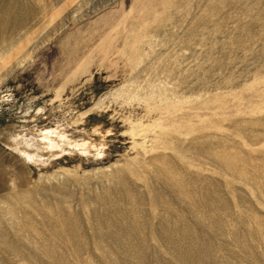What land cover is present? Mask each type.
<instances>
[{
  "label": "rangeland",
  "instance_id": "obj_1",
  "mask_svg": "<svg viewBox=\"0 0 264 264\" xmlns=\"http://www.w3.org/2000/svg\"><path fill=\"white\" fill-rule=\"evenodd\" d=\"M0 264H264V0H0Z\"/></svg>",
  "mask_w": 264,
  "mask_h": 264
},
{
  "label": "bare ground",
  "instance_id": "obj_2",
  "mask_svg": "<svg viewBox=\"0 0 264 264\" xmlns=\"http://www.w3.org/2000/svg\"><path fill=\"white\" fill-rule=\"evenodd\" d=\"M186 192V191H185ZM68 228H70L68 231H69V233H67V234H69L70 236H71V238H76V230H75V226H73V227H71V226H69ZM67 228V229H68ZM67 231V230H66ZM123 233H124V235L125 234H127L128 233V230L127 231H123ZM72 240V239H71ZM172 242H173V248H174V250L175 251H179L182 247L180 246V244L178 243V242H176V240H172ZM74 243H75V245H77V243H76V240H74ZM80 244V243H79ZM79 246V245H78ZM77 248V247H76ZM81 248V247H80ZM203 250H204V252H206L205 251V249L203 248Z\"/></svg>",
  "mask_w": 264,
  "mask_h": 264
}]
</instances>
